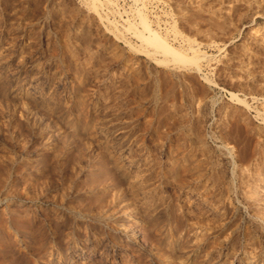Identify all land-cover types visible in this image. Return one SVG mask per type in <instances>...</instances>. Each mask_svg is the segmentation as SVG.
Here are the masks:
<instances>
[{
	"label": "rangeland",
	"instance_id": "374dc122",
	"mask_svg": "<svg viewBox=\"0 0 264 264\" xmlns=\"http://www.w3.org/2000/svg\"><path fill=\"white\" fill-rule=\"evenodd\" d=\"M0 264H264V0H0Z\"/></svg>",
	"mask_w": 264,
	"mask_h": 264
},
{
	"label": "bare ground",
	"instance_id": "6f19581e",
	"mask_svg": "<svg viewBox=\"0 0 264 264\" xmlns=\"http://www.w3.org/2000/svg\"><path fill=\"white\" fill-rule=\"evenodd\" d=\"M143 20L145 25L148 27L145 18H143ZM145 38L152 41L155 45H157L158 47L162 48L165 51L173 50L172 47L169 45V43L163 37L159 36L157 33L153 32L152 30L149 33V35L145 36Z\"/></svg>",
	"mask_w": 264,
	"mask_h": 264
}]
</instances>
